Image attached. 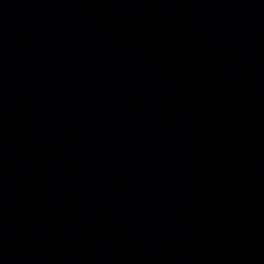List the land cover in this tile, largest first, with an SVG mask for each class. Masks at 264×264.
I'll return each mask as SVG.
<instances>
[{"label":"water","instance_id":"obj_1","mask_svg":"<svg viewBox=\"0 0 264 264\" xmlns=\"http://www.w3.org/2000/svg\"><path fill=\"white\" fill-rule=\"evenodd\" d=\"M0 264H264V0H0Z\"/></svg>","mask_w":264,"mask_h":264}]
</instances>
